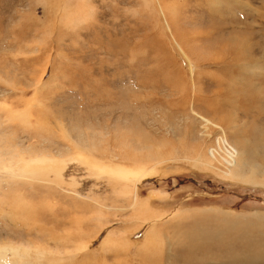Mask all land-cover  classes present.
Listing matches in <instances>:
<instances>
[{
    "label": "rangeland",
    "instance_id": "rangeland-1",
    "mask_svg": "<svg viewBox=\"0 0 264 264\" xmlns=\"http://www.w3.org/2000/svg\"><path fill=\"white\" fill-rule=\"evenodd\" d=\"M263 144L264 0H0V264H206L264 243ZM216 208L240 224L198 246Z\"/></svg>",
    "mask_w": 264,
    "mask_h": 264
},
{
    "label": "bare ground",
    "instance_id": "bare-ground-1",
    "mask_svg": "<svg viewBox=\"0 0 264 264\" xmlns=\"http://www.w3.org/2000/svg\"><path fill=\"white\" fill-rule=\"evenodd\" d=\"M218 137L220 139H219V142L215 143L214 150H218V146L216 144H221L222 147L227 145L230 148V151L226 150L224 157H221V156H219L217 154V158L219 159L218 163H220V161H221V165L223 166L224 169L225 168H230L231 161H233L236 158V153H235L233 147L227 142L225 136H223L220 133V135H218ZM258 157L259 156H257V158ZM254 158H256V157L254 156ZM257 158H256V160H258ZM235 168H236L235 172H238V170H244L245 164L237 166ZM121 171L124 172V174H125L123 176H125L127 178H129V177L130 178L137 177V179H142L143 175H144V173H142L143 175H141L139 173H134V172H130V171H123V170H121ZM253 172L254 171L250 170L249 173H251V176L248 177V178H245V179L236 178V179L239 180V181L241 180V181L250 183V184H257V181L254 179L255 173H253ZM120 174H123V173H120ZM161 194H163V193H161ZM217 209L218 208H216V212L215 213H210L211 215L214 216V219H209L210 221L209 222L206 221V224H204V225H203V223H200V224H197V226L195 225L196 227L193 226L194 227V234L193 235L191 234L190 237H189V239L191 241L192 240L194 241V239H195L196 241H198V244H199L200 239H202L199 235H202V234H205V233L207 234L206 236H208V238L212 237L214 241H216L217 238H222V239L225 240V242L228 240V237L230 236L229 230L233 229L232 227L235 228V226L240 224V223H238L239 219L238 218H234L235 213H232L231 211L230 212L229 211H225L224 212L225 215H223V214H221L222 212H220L221 210H217ZM208 211H210V210H208ZM204 213H206V212H204ZM154 216H157L155 218H158L159 215H154ZM163 217H164V215H163ZM253 218H255V216ZM255 219L261 220V221L264 222V217H257ZM198 221H200V220H198ZM238 227H240V226H238ZM241 229H243V228L241 227ZM213 232H214V234L212 235ZM184 239H186V238H184ZM207 240L210 241L209 243L212 242V239L209 240L207 238L204 241L207 242ZM184 242H185V240H184ZM219 242L220 243L222 242L223 246L225 245L224 241H219ZM237 242H239L240 244L244 243L240 247H237V248H241V250L240 249L239 250H235L234 247L228 248V252H226L227 255H225V258H223L222 256L220 257L219 253H214L213 249L209 248V249L204 251V254L202 255V259L201 260L197 259V261L199 260V261H202L203 263H206V264H211L212 262H215L217 264H222V263H220V260L224 262L223 264H247V263L254 264V263H256V262L258 263V262H260L262 260L264 261V243L262 241H257L256 239L252 240V239H250V237L243 238V237L238 236V239L235 238V239L231 240L229 243H231L234 246H239V245H237ZM209 243L207 242L206 244L209 245ZM202 245H203V243L199 244L198 246H202ZM232 245H227V246H232ZM243 246H244V248H243ZM218 256H219V258H218ZM193 264H197V262L193 261ZM200 264H202V263H200Z\"/></svg>",
    "mask_w": 264,
    "mask_h": 264
},
{
    "label": "built area",
    "instance_id": "built-area-1",
    "mask_svg": "<svg viewBox=\"0 0 264 264\" xmlns=\"http://www.w3.org/2000/svg\"><path fill=\"white\" fill-rule=\"evenodd\" d=\"M216 145L218 146V150L217 151L219 153L223 154V156H221V157H224L226 150L230 151V148L227 145H225L224 147H222L221 144H216Z\"/></svg>",
    "mask_w": 264,
    "mask_h": 264
}]
</instances>
